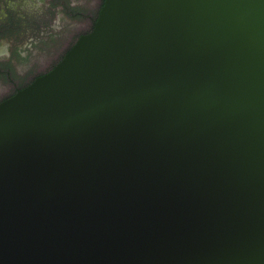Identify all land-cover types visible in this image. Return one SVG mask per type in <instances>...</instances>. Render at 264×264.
<instances>
[{"label":"water","instance_id":"95a60500","mask_svg":"<svg viewBox=\"0 0 264 264\" xmlns=\"http://www.w3.org/2000/svg\"><path fill=\"white\" fill-rule=\"evenodd\" d=\"M0 264H264V0H104L2 101Z\"/></svg>","mask_w":264,"mask_h":264},{"label":"rangeland","instance_id":"374dc122","mask_svg":"<svg viewBox=\"0 0 264 264\" xmlns=\"http://www.w3.org/2000/svg\"><path fill=\"white\" fill-rule=\"evenodd\" d=\"M38 2L33 13L40 14L43 11V18L42 23L32 24L33 33L24 34V31L23 35H18L20 30L16 35L0 36V68L9 70L15 80L29 81L35 75L31 72L33 69L45 71L56 63L57 58L47 59L46 55L57 48L63 51L68 47L67 44L60 45L61 37L69 32L72 24L68 12L83 8L87 0H63L62 4L56 5H52L50 0ZM41 58L43 64L36 66ZM5 78L0 74V83L6 82Z\"/></svg>","mask_w":264,"mask_h":264},{"label":"flooded vegetation","instance_id":"af4514ba","mask_svg":"<svg viewBox=\"0 0 264 264\" xmlns=\"http://www.w3.org/2000/svg\"><path fill=\"white\" fill-rule=\"evenodd\" d=\"M52 5L62 4L63 0H50ZM59 1V2H58ZM104 3V0H87L86 6L81 9H75L69 11V17L72 19L71 28L65 36L61 37L60 45L67 44L65 50L61 51V48H57L52 52H49L46 57L57 58L50 68L45 71L33 69V79L26 81L24 79L15 80V78L9 73V70L0 68V74L4 75L6 82L0 83V103L10 97L16 92L24 89L30 85L37 77L50 71L71 49L77 39L83 35L88 34L98 17V13ZM38 0H0V36L3 34L18 35L21 33L30 34L33 23H42L43 11L40 14L33 13L34 7L38 6ZM20 34V35H21ZM21 54V53H19ZM43 64V58L36 62V66ZM32 69V68H31ZM30 70V69H29ZM36 72V73H35Z\"/></svg>","mask_w":264,"mask_h":264}]
</instances>
